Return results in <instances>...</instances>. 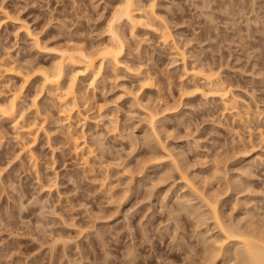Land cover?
Listing matches in <instances>:
<instances>
[{"label":"rangeland","instance_id":"rangeland-1","mask_svg":"<svg viewBox=\"0 0 264 264\" xmlns=\"http://www.w3.org/2000/svg\"><path fill=\"white\" fill-rule=\"evenodd\" d=\"M153 1L155 10L159 16L156 15L162 18H158V20L161 19L164 24L169 26L176 45L184 51L185 65L187 67H192L193 65L197 66V64H199L198 67H201V69H212V67L214 70L217 69L216 72L218 71V73L222 75H220V78H223L222 80H224L227 85L230 82L229 85L233 86L232 91L234 90L235 92H233V94L238 97V100L235 101H237V103L239 102L238 104H234L236 105L235 107L232 105V102L230 103L232 107L224 108V105H222L223 103H220L222 100L220 101L218 96H212L211 92L207 89V85L203 86L205 90H208L205 95L206 97L209 96L207 98H205V96L201 97L202 95L198 93V91H192V88H190V86H192V81L183 69V59H181L180 55H174L175 47L172 43L165 44L162 41L159 34L153 30L154 28L152 29L153 26L149 24L151 23L149 20V23H145L147 27L144 24V26L139 25V27L136 26L133 29L134 38L131 37L132 33H130V31L132 30L128 31L130 28L127 27V25L123 26L125 30L124 34H127V36L125 34V38H128V41L125 39L127 41L126 49L120 57L122 65L120 64L116 69L110 66V68H113H111L112 70H110L108 66H104L96 80H93L91 75H85L79 70L74 82L79 108L78 110L74 109L70 113V120L65 119L61 114L59 102L54 93L49 92L45 87L42 88V75L40 69L42 67L51 68L55 62L60 60L61 51L67 49L68 45L70 47V45L73 46L74 44H78L79 46L85 47L88 51H91L107 44L109 41L110 22L117 24V21H110L111 14L115 12V6H119L118 4H121L122 0H0V102H4L10 98L11 94L18 89L20 90L18 109L23 111L19 119L20 123L18 127H14L15 125L10 120L0 117V264H50L51 262V264H58L59 257H61V260L59 259V262L61 261L60 264H168L169 260L179 257L172 256L177 251L175 248L176 244L182 238H186L187 240H191L192 238V240H195L196 229L194 228L195 224H192L190 216L184 213L178 216L181 217L180 222H178V228L181 230H176V233L178 231L177 234L174 233L176 224L172 222L175 220L173 204L177 199L176 196H178L177 193L179 190L181 194H189H184L183 196L179 194L181 199L185 197H190L192 199L193 196L194 199H192V201L196 204V201L199 199H195L197 197L194 196L198 195L195 193V195H192V192L189 191L190 188L188 189L189 186L186 187L182 184L185 182L179 179L180 177H178V175L180 172L178 169L179 174H177L175 170H172L174 174L172 172H167V168L170 170L173 169V167H171L173 163L170 164V161H167L166 166L165 161L169 158L166 156L172 155L171 153L173 151L171 152L169 149L165 148L168 150L165 152V150L162 151L160 148L159 150L163 152L162 156L165 155L164 157L167 159L163 158L160 162L155 156L154 161H148L146 166V162H141L149 160L152 158L151 155L153 154H160L159 156H161V152L157 149V146L160 145L158 147H162V141L163 143L165 142L162 144L164 147L166 145V147L168 146V148L176 152V154L173 152V155L175 154V156L178 157V162L180 161L184 164L186 160L187 163L185 164H188L187 167L189 166V169L184 164L185 169L187 168L191 174L193 172L195 173V171L198 172V174L196 172L195 176L193 174V178L196 176V178H198L199 174H203L202 177L199 175V177H201L200 180L195 178L200 185L192 178L196 183V187H203L202 190L204 191L200 193L204 194L207 190H211L210 192L212 193L214 189L211 188L212 186L210 187V183H212L213 187L217 190L219 185L221 188L224 183L227 185H225L226 187L224 188H228V184L239 175L240 171H242L240 172L241 176H238L239 179H236H242L241 181L247 179L243 176L244 171L246 174L250 172L253 175L259 176L257 179L256 176L254 177L252 175L253 177H251V174L249 175L248 173V179H252H250L251 181H247L248 179L244 181L245 183H251H248V186H246L245 190L242 192L247 193V189L251 187H253V190L250 191V189H248L250 192L247 194L240 195V192L235 194L230 188V184V190L229 188L227 192L224 188L223 190L231 200H229L226 195L223 196L224 191H221L222 188L219 190L222 192H219L222 195L220 199L226 197L230 202L237 199L231 203L235 202L242 206V204L239 203L242 201V203L250 202L251 205V202L255 200H252L250 197L256 199L261 192L264 193V163L260 162H264V150H261L262 145H264V109H262L264 108V105H262L264 103V78L262 82V77H260H264V22H262V18L264 21V1L253 0L254 2H259H255L256 4L252 0ZM222 1H225V5ZM244 1L247 2L249 7ZM140 2L149 4L150 0H140ZM238 2L243 5H240ZM251 3L256 7L253 6V4L251 5ZM258 4L261 5V7ZM206 5L210 8L206 9ZM232 5L233 7H231ZM242 6L247 10L244 9L245 11H243ZM226 7L227 9H224L226 11H223V8ZM234 7L237 9H234L235 13L234 10L231 9ZM239 8H241V10H239ZM251 9H255L256 12H252ZM219 10L225 12V14L221 12L223 14L222 16ZM248 10L253 14L248 12ZM237 11L238 13L240 11L243 12L244 15L247 13L245 15V18L247 17L246 21L244 20V15L240 12L242 19L240 15L236 13ZM249 14H252V17ZM260 14L262 16H260ZM256 16L261 18V20L258 17L256 19ZM211 17L214 20H212ZM230 17L232 18L231 20H229ZM220 19H223L222 22H219ZM255 19L259 20L257 24ZM235 20H238V23L237 21L235 22ZM213 21L215 23H213ZM247 21L249 25H254L249 26ZM209 25L210 28L208 27ZM229 25H231V27ZM245 26H249V30ZM217 27H219V29H217ZM214 28L217 31H214ZM258 29L261 31L263 29V32H260V34V30ZM240 30L243 33L240 32ZM244 30L249 31V37ZM233 34H235L236 37H234ZM243 36L245 37L244 41H242ZM246 37H248V39H246ZM229 38L233 41L230 42L231 40ZM238 39H241L240 44L242 47ZM242 42L247 44H243ZM248 44L249 47L247 46ZM127 45H131L130 48ZM256 47H258V49ZM247 50H249L250 56L254 54L253 57H250L251 61L249 56H246V53H248ZM236 54L239 55V59ZM255 60L257 64L254 63ZM200 62L203 63L201 64ZM123 64L130 67L124 66ZM130 70L133 71L130 72ZM72 73L73 72H71V74ZM137 73H139L140 76L142 75V78H144V74L145 76L149 74L152 83H149L150 85L146 84V82H144L145 80H141ZM71 74L69 76H71ZM254 75L255 77H253ZM224 76L226 79H224ZM25 77L28 78L27 81L24 79ZM256 77L260 78L257 79ZM200 81L201 83L203 82V80ZM149 97L151 98L150 100ZM146 100L148 101L146 102ZM146 104L156 111H158L159 108L161 109H159L160 113H158L159 117H157V119L160 122L162 121L166 128V131L162 132L164 129H159V127L164 128L160 126L162 123L156 121L160 123V125H156V128L162 132L160 133L161 135H159L163 140L160 136V138L157 137L158 135L156 136V139L158 138V144H155L157 141L153 140L154 136L152 140L149 139L151 141H149V144L151 143L150 146L152 149L148 147L149 145L145 148L147 142L144 141V144L142 138V136L144 137V133L148 134L147 131H152L150 122L147 123L146 121L147 117L149 121V107L145 106ZM155 104L158 108H154L156 106ZM257 104L259 106H257ZM258 107L259 110H263V113L258 111ZM248 110L249 113L247 112ZM233 111L240 112L239 116ZM146 112L148 114H146ZM33 121H38L39 125L43 123L37 134V140L31 147V152L35 156L31 158L27 155L29 153L27 151V153H25L24 150L21 151L20 147L23 142L28 140L27 137L29 135L26 133V127L27 124ZM69 121L71 122L73 131L82 136L80 140H85V143L90 145V147L87 145L88 148L92 149L93 153L95 152L96 154V156H94L95 154L92 155L93 159L95 158L94 160H91L92 158L89 156L91 163L87 161V166L91 164L89 165V168H91V175L90 172L87 171H83L85 174L80 173L82 169H87V166H85V162H83L79 156L78 158L72 151L71 141L68 138ZM113 124H116L114 127L117 128H113ZM147 124H149V126ZM260 132L263 133H261L263 138L260 136ZM129 133H132V138L135 136L133 139V141L137 142H133L136 144L135 146L130 142L129 137L131 134L129 136ZM149 134L153 135V131ZM149 134L144 138L149 136ZM160 139L162 140L161 143L159 141ZM152 142L156 146H154ZM148 148L150 151L147 150ZM180 148H182V151H185H183V153L180 152ZM176 149H179V151L177 152ZM151 150L152 153H150ZM217 150L221 154L228 150L229 153L225 152L226 156H224L225 158L228 155L225 159V162L227 160L228 164H224V162L221 161L219 162L218 159L214 157L212 159V156L216 152L218 158L219 155L222 156ZM168 152L171 153L168 154ZM184 152H186V154ZM136 153L137 155H135ZM178 153H182L185 156ZM149 154L151 157L148 156ZM257 155L260 156V158L262 156V159H258ZM135 156L138 157V160H136L137 158ZM142 156L143 160L140 161ZM254 156H256V158ZM144 157H146V160H144ZM176 157L171 156V158ZM182 157H185L183 162ZM244 157L246 159L248 157V161L252 159V161H249V164H253L255 168L246 164L248 161L245 162L246 167H243ZM96 158L100 159V163L97 162ZM240 158L241 160L238 161ZM177 159H175L176 161L174 162H177ZM221 159L223 160V156ZM253 159H256V162ZM156 160L159 162L156 163ZM170 160L173 162V159ZM136 161L140 162V164H137L138 162L136 163ZM93 162L94 164H92ZM180 162L177 163V165L175 164L177 168L178 166H182ZM217 162L223 163L224 166L222 167V164L220 165L218 163L221 166L219 168ZM257 162L260 163L258 166H255L258 164ZM128 163L131 165L132 170L125 166ZM134 163H136L137 167H140V165L142 166V163H144L146 168L142 166V168L140 167L141 172L140 168L137 171V167L134 168ZM213 163H216L217 165L215 164V167L218 166L219 168V170L218 168L214 170L216 179L218 177L220 179L219 181L221 182L224 180L222 181L224 183L221 185L218 182L217 188L215 185L216 180H214V172L212 171V175L214 176L212 180L215 182L212 181L209 183L210 185L208 184L210 189L207 185L201 184L200 181L204 182L205 179L209 180L205 178V175H207V171L213 166ZM229 164L231 165L228 167L227 165ZM184 166L181 169L183 170V176L185 174L187 176L188 174V176L191 177L192 175L189 174L188 171V173H184L186 172L184 171ZM225 166L230 170L231 168L234 170L237 168L236 166H238V171H228L226 168L224 173L228 171L229 174L227 172L225 177L223 173L219 175L216 174V171L223 170ZM79 167L80 169L82 167V169L80 170ZM92 167L94 169H92ZM100 167H108L107 173L104 171L106 170L105 168L100 169ZM123 167L127 168L123 170ZM242 169H244V171ZM246 170L249 171L246 172ZM131 171L134 172L131 173ZM160 171H164V173L162 172L163 175H166L167 172V176L170 173L168 180H166L167 178H165V175L163 176ZM200 171H202V173ZM252 171H255V173ZM158 172H160V175L163 177H158ZM204 172L206 173L205 175ZM100 173L101 175H98ZM171 174L174 178H170ZM85 175H89V179H86ZM131 175L133 176L132 178ZM220 175L223 178L232 177L225 180L219 177ZM106 176L110 180H108ZM93 177H96V182L91 183L93 182ZM101 177H103L101 182L97 184ZM260 177L261 180L259 179ZM51 178L52 180H50ZM72 178H74V181ZM104 178L107 179L104 181L106 184L107 181L108 185L109 182L110 185L113 183L112 186L115 188L114 190L117 195L112 192L113 189L110 185L105 190H102V187L98 188L100 185H103L102 180ZM160 178L166 181H160L163 180ZM52 181L57 183H54L53 186L51 184L49 187L48 185ZM227 181L230 182L228 183ZM43 182L47 183L44 187L42 186L44 185ZM206 182L208 183V181ZM40 185L42 187H40ZM181 186H184L185 189L187 188L188 190L181 189ZM123 188H126L124 190H127V192L124 191ZM259 188H261V190H259ZM109 189L112 190L110 191ZM149 189L152 191V194L150 192L151 195L149 194ZM99 190L105 191V194H102V192L100 194ZM217 190L214 192L215 194L218 192ZM255 190L259 193L252 196L253 194L251 192L255 193ZM107 191L113 194H110L111 197L113 196L112 199L107 196L109 194V192L106 194ZM173 191H176V193ZM208 192L206 195H208ZM238 194L239 196H237ZM249 194L252 195L249 196ZM173 195L176 198L175 201ZM235 195L239 198V201ZM262 195L259 197L261 200L257 199L255 201L257 204L260 202L261 204L259 205H264V202H262L264 197L262 198ZM244 197L245 199L248 198L246 199L247 201H244ZM227 199L224 202L220 200V202H223L222 206H225L223 210L225 209L224 211L227 214L230 211L232 213V210H234L233 214L237 216L241 207L239 208V206H237L238 208L234 209L236 204L233 203L234 207H232V205H229L230 202H227ZM162 200H165V204H167H162L164 203ZM255 202L253 203L256 204ZM200 203L199 200L198 204ZM225 203L226 205H224ZM246 204L249 203H244L242 207L247 206ZM160 206L163 208L162 210L160 209L162 212L159 211ZM167 207L169 210L171 209L169 216L166 214V212H169ZM230 208L232 210H230ZM237 209L239 210L237 211ZM171 212L173 214L172 218L170 216ZM152 213L153 215H151ZM138 219L142 221V225L138 222ZM146 220H148V222ZM159 220L163 222L164 225L161 224ZM166 220H169L170 223ZM145 221L147 223H145ZM158 221L160 222V226L158 225ZM165 221L166 223H164ZM126 223H129L128 227ZM172 224H174L175 227H173ZM140 225L143 229L139 227ZM156 226L159 227L157 228ZM130 227H132L133 231H131L132 229ZM191 227L192 229L194 228V231ZM139 228H141L142 231L144 230V232L146 230L145 235L148 234L147 237L144 236L146 238L142 236V231H140L141 229ZM95 231L100 232V234ZM158 232L160 234H158ZM96 234L98 235L96 236ZM171 235H173V237ZM99 236L102 237L104 241L100 240L101 238H98ZM171 237L177 238L176 240L174 239V243ZM52 238L53 240L54 238L60 240L59 245L56 243L58 242L56 240H54L56 244L53 245V242L50 244L49 242ZM145 239L147 240L145 241ZM126 240L128 241L126 242ZM69 241L71 242L69 243ZM62 242L63 244L65 243L64 249L66 253L64 254H67V257L63 256ZM40 243H49L51 245H49L51 247L50 249H52L53 246L54 248L52 251L50 250V252H48V244H42V246H40ZM66 243H68V247ZM75 244L79 245L77 246L79 250L76 246L75 248L77 249L74 248ZM80 246H82V249H80ZM131 247L134 249L132 254L129 250H125V248L130 249ZM84 249L85 251H83ZM171 249L173 250L171 251ZM72 250L81 251V254L78 251H73V253ZM124 250L127 252L129 258L125 257L126 252ZM83 253H85V255H83ZM87 254L88 256L86 259L85 256ZM134 254L135 256H133ZM75 255H77V258ZM156 256H158L157 259L159 260L156 259ZM164 256H168L166 260ZM49 257L50 259H48ZM131 257L135 258L131 261ZM71 258H74V262ZM84 258L86 260L89 258L90 262L86 261V263ZM78 259L84 261L77 263L79 261ZM174 262L175 264H182L181 260Z\"/></svg>","mask_w":264,"mask_h":264},{"label":"bare ground","instance_id":"bare-ground-1","mask_svg":"<svg viewBox=\"0 0 264 264\" xmlns=\"http://www.w3.org/2000/svg\"><path fill=\"white\" fill-rule=\"evenodd\" d=\"M204 1V0H203ZM212 1V0H211ZM221 1V0H220ZM226 1V0H225ZM225 1H222V3L225 5ZM229 1V0H228ZM236 1H238V0H236ZM253 1V0H252ZM258 1V0H257ZM257 1H255V2H257ZM260 1V0H259ZM262 1H264V0H262ZM154 1L153 0H150V3L149 4H144L143 2H140V0H122V2H121V4H118L119 6H115V9H114V11L115 12H113L112 14H111V19H110V21L111 20H113V21H117V24H115V23H111L110 22V27H109V30H110V33H109V36H108V39H109V41H108V43L107 44H104V45H102L101 47H99V48H96L95 50L93 49V50H91V51H88L85 47H83V46H79L78 44L76 45V44H72L73 46H71L70 45V47H69V45H68V47H67V49H64V50H62L61 51V54H60V60H58L57 62H55V64H53V66L51 67V68H41L40 70H41V75H42V88H46V89H48V91L49 92H51V93H54V95L56 96V99H57V101L59 102V106H60V111H61V114L63 115V117L65 118V119H69L71 116H70V113L75 109V110H78V101H77V96H76V91H75V87H74V82H75V78H76V76L78 75L77 73H79V70H80V72L81 73H84L85 75L87 74V75H91L92 76V78H93V80H96V78L99 76V74H100V72H101V70H102V68L104 67V66H108L109 68H110V66H113V68L114 69H116L120 64H121V56L123 55V52L125 51V49H126V44H127V41H128V38L126 39L125 38V34H124V32H125V30L123 29V26L124 25H127V27H129L130 29H128V31L129 30H132V31H130V33H132V36L131 37H133L134 38V36H133V29L136 27V26H138L139 27V25L140 26H144V24L146 23H149V20L151 21V23H149V24H152V29L153 30H155L158 34H159V36L161 37V39H162V41L165 43V44H171L172 43V45L175 47V54L174 55H180L181 56V59H183V64H184V67H183V69L185 70V72L188 74V76L190 77V80L192 81V86H190V88H192V91L193 92H197L198 91V93H200L202 96L201 97H203V96H205L206 95V93H207V91L209 90V92H211V94H212V96H218L219 98H220V103H223L222 105H224V108H230V106H231V104L230 103H232V105H234V104H238L237 103V101H235V100H238L237 98V96H234V94H233V92H234V90L232 91V85H229L230 84V82H229V86L227 85V83L224 81V80H222L223 78H220V73H218V71L216 72V70H214L213 69V67H212V69L210 68V69H208V68H206V69H201V67L199 68L198 67V65L199 64H197V66H195V65H193L192 67H187L186 65H185V53H184V51L178 46V45H176V42H175V40H174V38H173V34H172V31L169 29V26L167 25V24H164V22L163 21H161V17H158L159 16V14H157V11L155 10V7H154V3H153ZM240 2V1H239ZM238 2V3H239ZM245 2V1H244ZM254 2V1H253ZM254 2V3H255ZM221 3V2H220ZM219 3V4H220ZM221 3V4H222ZM230 3V2H229ZM232 3V2H231ZM235 3V2H234ZM238 3H236V4H238ZM240 3H242V2H240ZM239 3V4H240ZM246 4H247V2H245ZM257 3H259V2H257ZM204 4V3H203ZM253 3H251V5H252ZM256 4V3H255ZM202 5V4H201ZM209 5V4H208ZM208 5H206L207 6V8L206 9H209L210 7L208 6ZM229 5V4H228ZM235 5V4H234ZM240 5H243V4H240ZM239 5V6H240ZM249 5H250V3H249ZM259 5V4H258ZM258 5H257V7H258ZM211 6V5H210ZM219 6V5H218ZM227 6V5H226ZM247 6H248V4H247ZM246 6V7H247ZM253 6H255L254 4H253ZM260 7H261V5H259ZM223 7H225V6H223ZM230 7V6H229ZM231 7H233V5L231 6ZM236 7H237V5H236ZM241 7V6H240ZM249 7V6H248ZM256 7V6H255ZM254 7V8H255ZM264 7V6H263ZM199 8V7H198ZM220 8V7H219ZM218 8V9H219ZM242 8H243V6H242ZM251 8V7H250ZM253 8V7H252ZM203 9H204V6H203ZM224 9H227V7L226 8H223V11H226V10H224ZM229 9V8H228ZM231 9H235V7L234 8H231ZM230 9V10H231ZM245 7L243 8V11H245V10H247V9H245ZM259 9V8H258ZM261 9V8H260ZM201 10H202V7H201ZM213 10V9H212ZM232 10V11H233ZM235 10H237V9H235ZM235 10H234V13H235ZM239 10H241V8H239ZM238 10V11H239ZM250 10V9H249ZM248 10V12H251V11H249ZM252 10V12H256L255 11V9H251ZM262 10V9H261ZM260 10V11H261ZM156 11V12H155ZM220 11V10H219ZM229 11V10H228ZM238 11L236 12V13H238ZM222 11H220V13H221ZM241 12V11H240ZM240 12L238 13V15H240ZM251 12V13H252ZM257 12H258V10H257ZM209 13V12H208ZM222 13H224L225 14V12H222ZM221 13V15L223 16V14ZM227 13V12H226ZM242 14H243V12H241ZM158 16H157V15ZM204 14V13H203ZM247 13H245V15H246ZM253 14V13H252ZM251 14V15H252ZM263 14V13H262ZM201 15H202V13H201ZM209 15H210V13H209ZM232 15V14H231ZM237 15V14H236ZM244 15V14H243ZM245 15H244V20L246 21V18H245ZM250 15V14H249ZM250 15V16H251ZM219 16V15H218ZM229 16H230V13H229ZM228 16V17H229ZM249 16V17H250ZM260 16H262L261 14H260ZM213 17V16H212ZM212 17H211V19H212ZM232 17V16H231ZM230 17V19L229 20H231L232 18ZM240 17L242 18V16L240 15ZM252 17V16H251ZM257 17L258 16H256L255 18L257 19ZM158 18H161L160 20H158ZM210 18V17H209ZM225 18H226V16H225ZM234 18V17H233ZM240 18V19H241ZM259 18V17H258ZM219 19V18H218ZM238 19H239V16H238ZM243 19V18H242ZM249 19V18H248ZM247 19V20H248ZM253 19V18H252ZM255 19V20H256ZM260 20H261V18H259ZM212 20H214V19H212ZM222 20L223 19H220L219 20V22L221 21L222 22ZM153 21V22H152ZM205 21V20H204ZM209 21V20H208ZM211 21V20H210ZM237 21V23H238V20H235V22ZM240 21V20H239ZM258 21L259 20H256V24L258 23ZM162 22V23H161ZM234 22V23H235ZM243 22V21H242ZM248 22V21H247ZM254 22V21H253ZM261 22V21H260ZM259 22V23H260ZM262 22H264L263 21V18H262ZM156 23V24H155ZM213 23H215L214 21H213ZM231 23V22H230ZM244 23V22H243ZM251 23V22H250ZM142 24V25H141ZM145 24V26L147 27V25ZM217 24H218V22H217ZM244 24H246V23H244ZM255 24V25H256ZM261 24V23H260ZM212 25V24H211ZM232 25V24H231ZM231 25H229L230 27H231ZM247 25V24H246ZM248 25H249V22H248ZM252 26L254 25V24H251ZM251 25H249V26H251ZM109 26V25H108ZM213 26V25H212ZM211 26V27H212ZM249 26L248 27H246L247 29L249 28ZM209 28H210V25L208 26ZM215 27H216V25H215ZM142 28V27H141ZM240 28V27H239ZM238 28V29H239ZM263 28V27H262ZM217 29H219V27H217ZM221 29V28H220ZM234 29V28H233ZM241 29V28H240ZM246 29V30H247ZM251 29V28H250ZM264 29V28H263ZM263 29H262V31L260 30V29H258V30H260L259 31V33L260 32H263ZM143 30V29H142ZM208 30V29H207ZM230 30H232V29H230ZM246 30H244V32L246 31ZM249 30V29H248ZM256 30V29H255ZM134 31H136V30H134ZM154 31V32H155ZM209 31V30H208ZM214 31H217V30H215V28H214ZM221 31H222V29H221ZM233 31V30H232ZM242 31H243V29H242ZM241 30H240V32H242ZM229 32V31H228ZM247 32V36L249 37V31H246ZM257 32V31H256ZM255 32V33H256ZM221 33V32H220ZM222 33H223V31H222ZM230 34H232L231 32H229ZM236 33V32H235ZM238 33H239V31H238ZM243 33V32H242ZM135 34V33H134ZM230 34H229V36H230ZM237 34V33H236ZM261 34V33H260ZM264 34V33H263ZM126 36H127V34H126ZM228 36V37H229ZM233 36L234 37H236L235 36V34H233ZM239 36H240V34H239ZM218 37V36H217ZM221 37V36H220ZM248 37H246V39H248ZM225 38V37H224ZM231 38H232V36H231ZM238 38H242V37H238ZM244 36H243V39H242V41H244ZM127 41H126V40ZM230 39V38H229ZM250 39H252V38H250ZM135 40V39H134ZM231 41L230 42H232L233 40L232 39H230ZM239 40V44H240V40L241 39H238ZM126 41V42H125ZM225 41H226V39H225ZM37 42V41H36ZM229 42V43H230ZM235 42H238V41H235ZM247 42V41H246ZM254 42H256V41H254ZM212 43V42H211ZM214 43V42H213ZM243 43V42H242ZM245 43V42H244ZM243 43V44H244ZM250 43V42H249ZM40 44V43H39ZM129 44V43H128ZM234 44V43H233ZM245 44H247V43H245ZM251 44V43H250ZM37 45H38V43H37ZM236 45H238V44H236ZM235 45V46H236ZM40 46V45H39ZM129 48H130V46L129 45H127ZM240 46H241V44H240ZM239 46V47H240ZM244 46V45H243ZM248 47H249V44L247 45ZM258 46V45H257ZM218 47H219V44H218ZM242 47V46H241ZM251 47V46H250ZM128 48V49H129ZM220 48V47H219ZM257 49H258V47H256ZM255 48V49H256ZM237 49V48H236ZM241 49V48H240ZM247 49V48H246ZM261 49V48H260ZM249 50H250V48H249ZM249 50H247V52L249 51ZM129 51H130V49H129ZM241 51H244V50H241ZM259 51V50H258ZM245 52V51H244ZM244 52H243V54H244ZM252 52V51H251ZM256 52V51H255ZM250 52H248V53H246V56H249V59H250V57H253L254 56V54L252 55V56H250L251 54H249ZM253 53H254V51H253ZM259 53V52H258ZM239 54V53H238ZM238 54H236L237 56H238V59H239V55ZM247 54H249V55H247ZM260 55V54H259ZM258 55V56H259ZM211 56H212V54H211ZM244 56V55H243ZM247 58V57H246ZM256 58V57H255ZM254 58V59H255ZM249 59H248V61H249ZM257 59V58H256ZM200 60H201V58H200ZM246 60V59H245ZM250 61H251V59H250ZM256 61V60H255ZM254 61V63H256L257 64V61L255 62ZM201 64L203 63V62H200ZM252 63V62H251ZM264 63V62H263ZM122 65V64H121ZM124 65V64H123ZM151 65V64H150ZM155 65V64H154ZM252 65V64H251ZM264 65V64H263ZM124 66H128V65H124ZM153 66V65H152ZM156 66V65H155ZM257 66V65H256ZM128 67H130V66H128ZM128 67H126V68H128ZM264 67V66H263ZM112 68V67H111ZM110 68V70H112ZM125 68V67H124ZM132 68H133V66H132ZM203 68V67H202ZM255 68V67H254ZM131 69V68H130ZM148 69V68H147ZM257 69L259 70V68L257 67ZM10 70H13V69H10ZM149 70V69H148ZM147 70V71H148ZM219 70V69H218ZM252 70V69H251ZM263 70V69H262ZM133 70H130V72H132ZM69 72H70V74H71V72H73L72 74H71V76H69L70 74H69ZM219 72H220V70H219ZM258 72V71H257ZM261 72V71H260ZM260 72H259V75H260ZM134 73V72H133ZM240 73V72H239ZM242 73V72H241ZM263 74V73H262ZM261 74V75H262ZM137 75L140 77V79L141 80H145L144 82H146V84H148V85H150L149 83H152V81H151V77H150V75L149 74H146V76H145V74L143 75L144 76V78H142L140 75H139V73H137ZM253 75V74H252ZM257 75H258V73H257ZM222 76V75H221ZM245 76V75H244ZM68 77V78H67ZM70 77V78H69ZM252 77V76H251ZM253 77H255V75L253 76ZM260 77H262V82H263V76H260ZM260 77H258V78H260ZM249 78V77H248ZM257 78V77H256ZM257 78V79H258ZM26 81L28 80V78L27 77H25L24 78ZM224 79H226L225 78V76H224ZM253 79V78H252ZM200 80H203V82L201 83V81ZM233 82V81H232ZM254 82V81H253ZM226 83V84H225ZM238 83V82H237ZM255 83V82H254ZM234 84V83H233ZM261 84H263V83H261ZM204 85H207L208 86V90H205L204 88H203V86ZM231 86V87H230ZM255 87V86H254ZM230 88H231V90H230ZM264 89V88H263ZM236 91V90H235ZM252 91V90H251ZM232 92V93H231ZM254 92V91H253ZM235 93V92H234ZM232 94V95H231ZM260 94V93H259ZM147 95V94H146ZM145 95V96H146ZM257 95V94H256ZM144 96V97H145ZM19 97H20V90H16V91H14L12 94H11V97L10 98H8L7 100H5L4 102H0V117L2 118L3 117V119H8V120H10L11 122H13V124L15 125L14 127H18L19 126V123H20V121H19V119H20V117L22 116V114H23V111H21L20 109H18L19 108V106H18V104H19ZM207 97H209V96H207ZM206 96H205V98H207ZM211 97V96H210ZM236 97V98H235ZM146 98H147V96H146ZM219 98H217V99H219ZM252 98H256V97H252ZM151 98L149 97V100H150ZM261 100V99H260ZM143 101V100H142ZM148 100H146V102H147ZM152 101V100H151ZM193 102V101H192ZM235 102V103H234ZM151 103V102H150ZM229 103V104H228ZM225 104H227V105H225ZM151 105H152V103H151ZM156 105V104H155ZM262 105H264V103L262 104ZM262 105H260V106H262ZM145 106H147V104L145 105ZM154 106V105H153ZM200 106V105H199ZM226 106H228V107H226ZM236 105H234V107H235ZM257 106H259L258 104H257ZM147 107H149V106H147ZM158 108V106L156 105L154 108ZM232 107V106H231ZM233 107V108H234ZM160 109V108H159ZM159 109H158V111H159ZM262 109H264V108H262ZM148 112H149V121L147 120L148 119V115L146 116L147 117V119H146V121H147V123L148 122H150V127H151V129H152V131H153V135H151V134H149L150 132H152L151 130H149V131H147L148 132V134H149V136H147L146 138H144L146 135H148V134H146V133H144V137L142 136L143 135V133H142V138H143V143H144V141L145 142H147L146 143V146H145V148L148 146V147H150L151 148V146H150V144H149V141L150 140H152V137L154 136V139L153 140H156L157 141V139H156V136L157 137H159L161 134L160 133H162V132H165L166 130V128L164 127V125H163V123H162V121L160 122L158 119H157V117H159V114L158 113H160V111L158 112V111H156V110H154V109H151V107H149L148 108ZM161 110V109H160ZM193 110V109H192ZM195 111V110H194ZM237 111V110H236ZM240 111V110H239ZM258 111H260V113H263V110H259V107H258ZM262 111V112H261ZM234 112V111H233ZM248 113H249V110L247 111ZM234 113H237V115L239 116V114H240V112H234ZM146 114H148L147 112H146ZM157 114H158V116H157ZM233 114V113H232ZM264 114V113H263ZM234 115V114H233ZM236 115V114H235ZM145 117V118H146ZM242 118V117H241ZM263 118H264V116H263ZM184 119H186V118H184ZM70 120V119H69ZM160 120H161V118H160ZM162 120H163V118H162ZM183 120V119H182ZM181 120V121H182ZM156 121H159L160 123H162L161 125H160V123H157ZM70 122V121H69ZM156 122V123H155ZM183 122V121H182ZM43 123V122H42ZM42 123L39 125L38 124V121H33V122H31V123H29V124H27V127H26V133L29 135L27 138H28V140H26V142H23V144L21 145V151H23L24 150V152L25 153H29V154H27V155H29L31 158H34L35 156H34V154L31 152V147H32V145H33V143L37 140V134H38V132H39V130H40V128H41V126H42ZM165 123V122H164ZM157 124H159L160 126H162V127H164V128H160L159 127V129L161 130H163L162 132L159 130V129H157L156 128V125ZM116 124H113L112 125V127L113 128H117V127H114ZM148 126H149V124H147ZM165 125H166V123H165ZM147 126V127H148ZM158 127V126H157ZM167 127V126H166ZM149 128V127H148ZM148 128H146V129H148ZM150 129V128H149ZM146 131V130H145ZM261 133L262 132H260V136L263 138V136H264V134H263V136L261 135ZM130 134H131V136H130ZM146 134V135H145ZM160 134V135H159ZM151 135V136H150ZM129 138H130V142H131V144L134 142V143H137V142H135V141H133V139L135 138V136H134V138H132V133H129ZM81 135L80 134H76L74 131H73V129L71 128V122L69 123V126H68V138L70 139V141H71V145H72V151L75 153V155L78 157H80V159L83 161V162H85L84 163V165L85 166H87V161H89L90 163H91V161L89 160V156H91V160H94L93 159V154H95V152L93 153V150L92 149H90V148H88V146L90 147V145H88L87 143H85V140H80L81 139ZM151 137V138H150ZM161 137V136H160ZM159 137V138H160ZM26 138V139H27ZM261 138V139H262ZM150 139V140H149ZM161 139H162V137H161ZM159 140L160 141V143H161V141L163 140ZM264 139V138H263ZM136 140V139H135ZM217 140V139H216ZM221 140V139H220ZM151 142V141H150ZM155 142V141H154ZM217 142H218V140H217ZM216 142V143H217ZM22 143V142H21ZM132 144V145H136V144ZM165 143V142H164ZM163 143V141H162V144H164ZM145 144V143H144ZM152 144H154L153 142H152ZM155 144H158V141H157V143H155ZM154 144V146H156ZM161 144V146L162 147H158V146H160V145H158L157 146V149L159 150L160 148H161V150L162 151H164L165 150V152H167L168 150L167 149H169L171 152L173 151V152H175L174 150H171V148H168V146L166 147V145H165V147L163 146ZM88 145V146H87ZM144 146V145H143ZM153 146V145H152ZM235 146V145H234ZM92 147V146H91ZM99 147V146H98ZM215 147V146H214ZM219 147V146H218ZM93 148V147H92ZM156 148V147H155ZM154 148V149H155ZM165 148H167V149H165ZM234 148V147H233ZM236 148V147H235ZM239 148H241V147H239ZM152 149V148H151ZM173 149H175V148H173ZM181 149V151L180 152H182L183 153V151H185V150H183L182 151V148H180ZM219 149H220V147H219ZM218 149V150H219ZM95 150V149H94ZM147 150H149L150 151V149L148 148ZM161 150H159L160 152H161ZM215 150V149H214ZM217 150V151H218ZM261 150H264V145H262V149ZM27 151V152H26ZM176 151L178 152L179 151V149L177 150L176 149ZM216 151V150H215ZM220 151V150H219ZM219 151H218V153H219ZM224 151V150H223ZM153 152H155V151H153ZM165 152H164V154H165ZM171 152H168V154L169 153H171ZM173 152L171 153L172 155H168V156H166V157H169L170 159H173L172 161L173 162H171V160L169 159H167V158H165L164 156L165 155H163L162 156V154H163V152H161V156H159V155H151L152 156V158H153V160H152V158H150L151 156H150V154L148 155V156H150L149 158V160H146L145 158L146 157H144V160H146V161H141V160H143V156L141 157L142 159H140V161L141 162H146L145 163V166L147 165V163H148V161H154V158H155V156H156V158H157V160H159L160 162L163 160V158H165V159H167L166 161H165V163L167 162V161H170V164H172V166L171 167H173V169H166L167 170V172H174V171H172V170H175V172H177V174H179V172H180V174L183 172V170H181L182 168H183V166H184V164L185 163H187L186 162V160H185V163L183 164V163H181L180 161V164L182 165V166H178V168H177V163H179L178 162V157H176L175 156V154H176V152H175V154L173 155ZM222 152V151H221ZM226 151H224V155L223 154H221V153H219V154H221L222 156H223V160L221 159L222 158V156H220L219 155V158H220V160H219V158H218V155H217V152L212 156V159H213V157L215 158V159H218V161L220 162H224V164H228L227 163V160H226V162H225V159L228 157V155H227V157H225L224 158V156H226V153L228 152V150H227V152L225 153ZM150 153H152V150H151V152ZM182 153H178V154H181L182 156L184 155V154H182ZM185 154H186V152H184ZM229 153V152H228ZM262 153V152H261ZM264 154V153H263ZM135 155H137V153L135 154ZM166 155H167V153H166ZM181 155H180V158H181ZM94 156H96V154L94 155ZM139 156V155H138ZM145 156H146V154H145ZM154 156V157H153ZM158 156H159V159H158ZM171 156H173V157H176V158H171ZM185 156V155H184ZM217 156V157H216ZM78 157V158H79ZM136 157V156H135ZM186 157H187V155H186ZM255 158H256V156H254ZM253 157V158H254ZM257 157H258V159L260 158V156H258L257 155ZM137 159L136 160H138V157H136ZM185 158V157H184ZM183 157H182V162H183V159H184ZM245 158V157H244ZM250 158V157H249ZM264 158V157H263ZM97 159V158H96ZM148 159V158H147ZM175 159H177V162H174V161H176ZM214 159V160H215ZM246 159V158H245ZM245 159H243L244 160V166L243 167H246V164H248L250 167L252 166L253 167V164L252 165H250L249 163V161H252V159L251 160H247L248 159V157H247V159L245 160ZM257 159V160H258ZM262 159V156H261V158H260V160ZM99 160V161H98ZM102 160V159H101ZM156 160V163L157 162H159V161H157ZM188 160V159H187ZM239 160H241V158L240 159H238V161ZM254 160V159H253ZM256 160V159H255ZM254 160V161H255ZM259 160V161H260ZM216 161V160H215ZM236 161V160H235ZM248 161V163H246L245 164V162H247ZM96 162V161H95ZM97 162H99L100 163V159H97ZM138 161H136V163H137ZM188 162H190V161H188ZM214 162V161H213ZM219 162H217V164L219 163ZM241 162V163H242ZM256 162V161H255ZM261 163H264V162H262V161H260ZM259 162V163H260ZM98 163V164H99ZM136 163H134L135 165H134V168H136L137 166H136ZM144 163H142L143 165L142 166H144ZM150 163V162H149ZM233 163H235V162H233ZM240 163V162H239ZM258 163V162H257ZM259 163L257 164V165H255V166H258L259 165ZM92 164H94V162L92 163ZM97 164V163H96ZM137 164H140V162H138ZM159 164V163H158ZM160 164H162V163H160ZM176 164V165H175ZM180 164H178V165H180ZM216 164V163H215ZM214 163H213V166L209 169V171H211V172H209V171H207V175H205L206 173L204 172V175L206 176L205 178H207V179H209V180H206L204 177V182L203 181H200L201 182V184L203 183V185H207L208 186V184L210 183V182H212L213 180H212V178H214V176H215V171L214 170H217V168H218V166H219V168L221 167L220 165L222 164V167L224 166L223 165V163H219L218 164V166L217 167H215L216 165H215ZM89 165H91V164H89ZM89 165L87 166V169H82V167H85V166H82L81 167V169H82V172H80V173H84L85 174V172H83V171H87V172H90L91 171V168H89ZM129 165V166H128ZM176 167H174V166ZM186 165V167H187V165L188 164H185ZM212 165V164H211ZM231 164H229V165H227L228 167L230 166ZM233 165V164H232ZM237 165H238V163H237ZM240 165V164H239ZM247 165V166H248ZM79 166V165H78ZM78 166H77V168H78ZM125 166H127L128 168H130V170H132L131 169V165L128 163V164H126ZM139 166V165H138ZM142 166L140 165V167L142 168ZM144 166V167H145ZM166 166H167V163H166ZM170 166H168V167H170ZM261 166V165H260ZM127 167H123L124 169L123 170H125V168H127ZM140 167H137V171L139 170V168ZM162 167V166H161ZM214 167H215V169H214ZM237 168H238V166H236ZM262 167H263V165H262ZM89 168V169H88ZM101 168H103V167H100V169ZM105 168V167H104ZM103 168V169H104ZM108 167H106L105 169L106 170H104L106 173H107V169ZM141 168H140V172H141ZM146 168V167H145ZM180 168V169H179ZM188 169H189V166L187 167ZM187 168L185 169V166H184V171H186V172H184V173H188L189 172V170H187ZM219 168H218V170H219ZM227 167L225 166V168H223V170H220V171H216V174H220V173H223V176L225 177V174L227 175V172L230 170V169H228V171L226 172V173H224V170L226 169ZM235 168V167H234ZM233 168V169H234ZM237 168H235L234 170H232V168H231V170L230 171H235V170H237ZM253 168H255V167H253ZM79 169H80V167H79ZM80 169V170H81ZM92 169H94L93 167H92ZM99 169V170H100ZM144 169V168H143ZM164 169V170H165ZM179 170V172H178V170ZM207 169V168H206ZM206 169H205V171H206ZM211 169H213V170H211ZM249 169V168H248ZM264 169V168H263ZM78 170V169H77ZM158 170V169H157ZM208 170V169H207ZM240 170V169H239ZM243 171H244V169H242ZM188 171V172H187ZM214 172V176L212 175L213 174V172ZM221 171H223V172H221ZM226 171V170H225ZM238 171V170H237ZM249 171V170H248ZM247 170H246V172H248ZM134 171H131V173H133ZM161 172V171H160ZM160 172H158V177L160 176H162L163 175V173H164V171H162L161 173H162V175H160L161 173ZM166 172V175H165V178H167L166 180H168V177H169V175H170V173H169V175L167 176V173ZM196 172L197 171H195V173L193 172L192 174L189 172V174H191L192 176L190 177V176H188V174H187V176L189 177V179H188V177L186 176V174L183 176V173L179 176L178 175V177H180L179 179L181 180V181H183L184 180V182L185 183H182V184H184V186H189L188 187V189H189V191H191L192 192V195L195 193L196 195H198V196H194V197H197V198H195V199H199L200 200V204H198V202H199V200H194V201H196L197 202V204L196 203H194L193 201H192V199H194L193 198V196H192V199L190 198V197H185V198H183V199H181V196H179V194H181L180 193V190L178 191V196H176L177 197V199L175 198V196L173 195V197H174V201H175V199H176V201L174 202V204H173V211H174V213H175V215H174V219L175 220H173L172 222H175V226H174V224H172L173 225V227H175V228H178V222H180V220H181V217H178V216H180L181 214H188V216H190V218H191V220H192V224H195L194 225V228L196 229V233H195V237L194 238H196L195 240H192V238H191V240L189 239V240H187L186 238L184 239V238H182L181 239V237H180V241H178V243L176 244V246H175V248L177 249V251L175 252V254L174 255H172V256H179V257H176V259H171V260H169L168 261V264H175V262L174 261H177V260H181L182 261V264H264V205H259V204H261L260 202H259V204H257L255 201L257 200V199H260L259 197L262 195V194H264L263 192H261V194L259 195V197H257L256 199H253L254 197H250L252 200H255V201H253V202H255L256 204H254L253 202H251L252 204L250 205V202H244V203H249V204H246L247 206H245V207H242V206H244L243 204L244 203H242V201L241 202H239L240 204H242V206H240L239 204H236L235 202H233L234 204H236L235 206L236 207H234V204L233 203H231L232 201H236L237 199H235V200H232L231 202L229 201V200H231L230 199V197H227V195L225 194V191L224 190H226V192H227V189L230 187V184H231V189L234 191V193L235 194H237V193H239L240 192V195H242V194H247V193H249L250 191H252L253 189V187H251V188H248V189H250V191H248V189H247V193H244V192H242L243 190H245V188H246V186H248L247 184L248 183H251V182H248V183H245L244 181L245 180H247L248 178H249V175L251 174L250 172H248L249 173V175H248V173L246 174L245 173V171H244V178H247V179H245L244 181H241V180H238L239 178H238V176H241L240 175V172H242V171H240L239 172V175L236 177V175H235V177L236 178H238V179H234V177H233V181L231 182V183H229L230 181H227L229 184H228V188H224V187H226L227 185L224 183V182H222V181H224V180H222L221 182L219 181L220 179L217 177V179H218V181H217V179H216V176H215V178H214V180H216V186H217V188H218V184L220 183L221 185L224 183V185H223V187H221L222 188V190H221V188H220V185H219V188H218V190L217 189H215L214 187H213V185H212V183H210L209 185H210V187L212 188V189H214L213 191H212V193L209 191V190H205L206 191V193L208 192V195H206V193H204V194H202V193H200V192H202V191H204V190H202L203 189V187H196V183H197V180L199 179L200 180V178L202 177V175L201 174H199L201 177H199V175H198V178H193L194 176H195V174H196ZM201 173H202V171H200ZM210 174H209V173ZM217 172H219V173H217ZM253 172V171H252ZM263 172V171H262ZM261 172V173H262ZM105 173V174H106ZM233 173V172H232ZM231 173V174H232ZM253 173H255V171L253 172ZM92 173L90 172V175H91ZM95 174V173H94ZM102 174H103V172H102ZM174 174V173H173ZM193 174H194V176H193ZM197 174H198V172H197ZM228 174H229V172H228ZM230 174V175H231ZM238 174V173H237ZM242 174V173H241ZM82 175V174H81ZM98 175H101V173L100 174H98ZM108 175V174H107ZM149 175V174H148ZM163 175V176H164ZM208 175H210V176H208ZM222 175V174H221ZM219 176V177H221L222 179H225V180H227V179H229L230 177H232V176H229V178H223L222 176ZM253 174H251V177H255L256 176V178L258 179V175H253ZM86 176V179L88 178V176L89 175H85ZM103 176V175H102ZM105 176V175H104ZM162 176V177H163ZM173 175L171 174V176H170V178H174V177H172ZM213 176V177H212ZM234 176V175H233ZM248 176V177H247ZM71 177V176H70ZM79 177V176H78ZM96 177H97V175H96ZM96 177H93L92 178V181L93 182H91V183H94V182H96ZM133 176L131 175V178H132ZM148 177V176H147ZM211 179H210V178ZM85 178V177H84ZM95 178V179H94ZM103 177H101L100 179H99V182H97V184L98 183H100L101 182V179H102ZM106 178H107V176H106ZM106 178H104L103 180H102V183H103V185L101 186L100 185V187H98V188H101L102 190H105V189H107L108 187H109V185H110V182H109V185H108V181H107V184L104 182V181H106L107 179ZM169 178V179H170ZM196 181V183H195V181H193V179ZM256 178H255V181H256ZM73 179V181H74V178H72ZM89 179V178H88ZM106 179V180H105ZM158 179V178H157ZM160 179H163V178H160ZM159 179V180H160ZM190 179H191V181H193V182H191L190 181ZM250 179H252V178H250ZM250 179H248L247 181H249ZM260 180H261V177L259 178ZM48 180V179H47ZM46 180V181H47ZM50 180H52V178L50 179ZM85 180V179H84ZM95 180V181H94ZM108 180H110V179H108ZM149 180H152V179H149ZM165 179H163V180H160V181H164ZM165 180V181H166ZM202 180V179H201ZM211 180V181H210ZM253 180H254V178H253ZM252 180V181H253ZM264 180V179H263ZM80 181V180H79ZM88 181H91V180H88ZM206 181H208V183L206 182ZM251 181V180H250ZM49 182V181H48ZM53 182V183H52ZM52 182H50L49 183V187H50V185L52 184V186H53V184L55 183H57V182H55V181H52ZM81 182V181H80ZM87 182V181H86ZM146 182V181H145ZM151 182H153V181H151ZM199 182V181H198ZM213 182H215V181H213ZM219 182V183H218ZM254 182V181H253ZM46 182H43V184L44 185H42L43 187L44 186H46L47 185V183L45 184ZM90 183V182H89ZM90 183V184H91ZM101 183V184H102ZM142 183V182H141ZM205 183V184H204ZM207 183V184H206ZM90 184H88V185H90ZM142 184H144V183H142ZM197 184H199L200 185V183H197ZM264 184V183H263ZM263 184H261V185H263ZM93 185V184H92ZM113 185V183L110 185V187ZM145 185V184H144ZM143 185V186H144ZM180 185V184H179ZM179 185H177V186H179ZM226 185V186H225ZM251 185V184H250ZM41 185H40V187H42ZM47 186V187H48ZM80 186V185H79ZM95 186V185H94ZM140 186H142V185H140ZM182 187L181 189H184V190H186L185 189V187ZM206 186V187H207ZM180 187V186H179ZM178 187V188H179ZM209 187V186H208ZM209 187V188H210ZM86 188V187H85ZM132 188V187H131ZM199 190H198V189ZM204 188H205V186H204ZM208 188V189H209ZM210 188V189H211ZM223 188H224V190H223ZM230 188H229V190H230ZM112 189L114 190L115 188L112 186ZM111 189V190H112ZM124 189H126V188H123V190ZM148 189V188H147ZM175 189H176V187H175ZM187 189V190H188ZM200 189H201V191H200ZM207 189V188H206ZM110 190V189H109ZM110 190V191H111ZM112 190V192H114V194H116L115 193V190L113 191ZM131 190V189H130ZM150 190V191H149ZM149 190H147V191H149V194H150V192H151V194H152V191H151V189H149ZM178 190V189H177ZM218 191V192H216V194L214 193L215 191ZM219 190H221V191H224V195L223 196H225L226 195V197L229 199H227L226 197V199H227V202L229 203V205H232V207H234V209H236V208H238L237 206H239V208H240V212H239V214H238V210L239 209H237V216H235L234 214H233V211L234 210H232L231 208H230V210H232V213H231V211L227 214V213H225V209L223 210V208H225V206L223 207L222 205H223V202L224 201H226V199L224 198L223 199V197H222V199H220L221 198V194L219 193V192H221V191H219ZM228 190V191H229ZM258 190V189H257ZM259 190H261V188H259ZM258 190V191H259ZM124 191H126L127 192V190H124ZM137 191V190H136ZM232 191V192H233ZM258 191H256L255 190V193H253V192H251L252 194H249V196H254V194H258L259 192ZM101 192H102V194L105 192H103V191H100L99 190V193L101 194ZM108 192L109 191H107L106 192V194H108ZM173 192H175L176 193V191H173ZM187 192V191H186ZM232 192H231V194H232ZM242 192V193H241ZM145 193V192H144ZM174 193V194H175ZM183 193V192H182ZM189 193V192H188ZM222 193V192H221ZM105 194V193H104ZM110 194H112V193H110L109 192V194L107 195V196H109V198H113V196L111 197L110 196ZM150 194V195H151ZM184 194H186V195H189V194H187V193H184ZM184 194H181L182 196L184 195ZM194 194V195H195ZM218 194H220V195H218ZM227 194H229V193H227ZM230 194V195H231ZM113 195V194H112ZM117 195V194H116ZM148 195V194H147ZM190 195H191V193H190ZM105 196V195H104ZM218 196H220V197H218ZM232 196H234V195H232ZM236 196V195H235ZM237 196H239V194L237 195ZM236 196V197H237ZM243 196H245V195H243ZM248 196V195H247ZM248 196V197H249ZM257 196V195H256ZM198 197H200V198H198ZM241 197V196H240ZM264 197V195H262V198ZM233 198V197H232ZM238 198V197H237ZM242 198V197H241ZM249 198V199H250ZM181 199V200H180ZM234 199V198H233ZM244 199H245V197H244ZM246 199H248V198H246ZM244 200V201H247V200ZM220 200H222L221 202H222V204H221V202H220ZM251 200V201H252ZM261 200V199H260ZM264 200V199H263ZM262 200V202H264ZM159 201V200H158ZM164 201V203H162ZM168 201V200H167ZM238 201H239V198H238ZM248 201H250V200H248ZM162 202H160V203H162V204H165V200H162ZM171 202V201H170ZM172 202H173V199H172ZM167 204V203H166ZM165 204V205H166ZM169 204V203H168ZM169 205H172V204H169ZM224 205H226V203L224 204ZM228 205V206H229ZM164 207V206H163ZM166 207V206H165ZM230 207V206H229ZM163 209V208H161V206H160V208H159V211L160 212H162L161 210ZM167 209H168V211L169 212H166V214H168V216H169V213H170V210H169V208L167 207ZM166 209V210H167ZM229 211V210H228ZM152 212H154V211H152ZM235 212V213H236ZM126 214H127V212H126ZM128 214H129V212H128ZM163 214V213H162ZM165 214V213H164ZM171 214H172V212H171ZM170 214V216H171V218H172V216H173V214L171 215ZM227 214V215H226ZM143 215H145V214H143ZM143 215H142V217H143ZM151 215H153V213L151 214ZM149 216V215H148ZM124 217H125V215H124ZM141 217V218H142ZM126 219V218H125ZM127 220V219H126ZM141 220V219H140ZM143 220V219H142ZM147 222H148V220H146ZM145 221V223H147ZM160 221V220H159ZM158 221V225L160 226V222ZM166 221H168L169 222V220H166ZM166 221L164 222V223H166ZM138 222H142V221H139V219H138ZM144 222V221H143ZM177 222V223H176ZM137 223V222H136ZM139 223V224H140ZM170 223V222H169ZM127 225V227H128V224L129 223H126ZM144 224V223H143ZM161 224H163V222H161ZM141 225H142V223H141ZM141 225L139 226V227H141ZM145 225V224H144ZM164 225V224H163ZM158 226V227H159ZM126 227V228H127ZM145 227V226H144ZM157 227V226H156ZM157 227V228H158ZM165 227H166V225H165ZM170 227V226H169ZM131 229H132V227H130ZM129 228V229H130ZM142 229H143V227H141ZM141 228H139V229H141ZM168 228V227H167ZM171 228V227H170ZM174 228V233H176V230H181L180 228H178V229H175ZM194 228L192 229V227H191V229L194 231ZM109 229V228H108ZM107 229V230H108ZM128 229V230H129ZM142 229L140 230V231H142ZM146 229V228H145ZM162 229V228H161ZM160 229V230H161ZM190 229V228H189ZM190 229V230H191ZM100 230V229H99ZM106 230V229H105ZM127 230V229H126ZM168 230H169V228H168ZM111 231V230H110ZM109 231V232H110ZM131 231H133V229L131 230ZM159 231V230H158ZM165 231H166V229H165ZM178 231H177V233H178ZM95 232H97V231H95ZM104 232V231H103ZM108 232V231H107ZM129 232V231H128ZM143 232V233H142ZM141 232V234H143L142 236L144 237V236H146L147 237V235H145L146 233V230H145V232H144V230ZM156 232H157V229H156ZM97 233H99L100 234V232H97ZM105 233V232H104ZM112 233V232H111ZM130 233V232H129ZM173 233V234H174ZM176 233V234H177ZM183 233V232H182ZM194 233V232H193ZM193 233H192V235H193ZM158 234H160L159 232H158ZM180 234V233H179ZM179 234H178V236H179ZM98 234H96V236H97ZM181 235V234H180ZM62 236V235H61ZM131 236V235H130ZM172 237H173V235H171ZM174 236H175V234H174ZM146 237H144V238H146ZM171 237V238H172ZM182 237H185V236H182ZM62 238V237H61ZM98 238H101L100 240H102V241H104L103 239H102V237H98ZM131 239V238H130ZM148 239V238H147ZM147 239H145V241L147 240ZM173 239V243H174V239L176 240L177 238L175 237V238H172ZM171 239V240H172ZM52 240H53V238H52ZM52 240H50V244H52V242H53V245L54 244H58L59 245V241L60 240H57V239H55L54 238V240H56V241H58V242H56V241H52ZM129 240V239H128ZM128 240H126V242L128 241ZM149 240V239H148ZM170 240V239H169ZM168 240V241H169ZM131 241H132V239H131ZM56 242V243H55ZM71 241H69V243H70ZM171 242V243H172ZM195 242V243H194ZM49 243H42V244H45V245H47V246H49L50 244ZM73 243V242H72ZM125 243V242H124ZM131 243V242H130ZM41 244V243H40ZM42 244L40 245V246H42ZM61 244H63V242L61 243ZM67 244L68 243H66V246H67ZM76 244H77V242H76ZM74 245V248H75V246L77 247V246H79V245ZM89 244V243H88ZM101 244H103V243H101ZM105 244V243H104ZM160 244H162V243H160ZM65 243L62 245L63 246V250H62V252H63V256H65V257H67L66 255L67 254H64V253H66L65 252ZM135 245V244H134ZM51 246V245H50ZM49 246V249H48V252H50V250L52 251V249L54 248V246H53V248L52 249H50L51 247ZM72 246V245H71ZM103 247H105L104 245H102ZM107 246V245H106ZM126 246V245H125ZM132 246V245H131ZM57 247V246H56ZM68 247V246H67ZM66 247V248H67ZM82 246H80V249H82L81 248ZM90 247V246H89ZM142 247V246H141ZM171 247H172V245H171ZM69 248H70V246H69ZM78 248V247H77ZM77 248H75V249H77ZM83 248H85V247H83ZM129 248V247H128ZM47 249V248H46ZM93 249V248H92ZM104 249V248H103ZM135 249H136V247H135ZM146 249V248H145ZM78 250H79V248H78ZM78 250H75V251H78ZM87 250V249H86ZM104 250H106V249H104ZM125 250H129V252L132 254L133 252H134V249L131 247L130 249H126L125 248ZM124 250V251H125ZM173 249H171V251H172ZM59 251V250H58ZM74 250H72V252H73ZM74 251V252H75ZM83 251H85V249L83 250ZM82 251V252H83ZM90 251V250H89ZM73 252V253H74ZM78 252H80V254H81V251H78ZM88 252V251H87ZM104 252H106V251H104ZM126 252V251H125ZM128 252V253H129ZM57 253H59V252H57ZM69 253V252H68ZM77 253V252H76ZM75 253V254H76ZM107 253V252H106ZM51 254V253H50ZM60 254V253H59ZM89 254V253H88ZM88 254L85 256V258L87 259V256H88ZM105 254V253H104ZM139 254V253H138ZM141 254V253H140ZM61 255H62V253H61ZM83 255H85V253H83ZM83 255H81V256H83ZM108 255H109V253H108ZM130 255V254H129ZM158 255H160V254H158ZM51 256V255H50ZM52 256H53V253H52ZM62 256V257H63ZM77 255H75V257H76ZM131 256V255H130ZM133 256H135V254L133 255ZM161 256V255H160ZM47 257V256H46ZM54 257V256H53ZM64 257V258H65ZM74 257V258H75ZM84 257V256H83ZM106 257H107V254H106ZM126 258L128 257L129 258V256H128V254H127V252H126V256H125ZM124 257V258H125ZM148 257V256H147ZM168 257V256H167ZM167 257H165L164 256V258H165V260H166V258ZM61 257H59V259H60ZM69 258H70V256H69ZM73 258V259H74ZM77 258V257H76ZM75 258V260L77 261V259ZM80 258V257H79ZM82 258V257H81ZM84 258V260H85V262L87 261H89V258H88V260H86ZM104 258V257H103ZM133 258H135V257H131L130 258V260L132 261L133 260ZM145 258V257H144ZM158 258V256H156V259ZM48 259H50V257L48 258ZM53 259V258H52ZM56 259V258H55ZM54 259V260H55ZM59 259H58V264H60V262H59ZM72 259V258H71ZM72 259V260H73ZM170 259V258H169ZM61 260V259H60ZM67 260H68V258H67ZM79 260V259H78ZM81 260V261H80ZM77 263H81V262H83L82 261V259H80ZM99 260V259H98ZM126 260V259H125ZM124 260V261H125ZM157 260H159V259H157ZM51 261V260H50ZM75 261V262H76ZM95 261V260H94ZM129 261V260H128ZM135 261V260H134ZM69 262V261H68ZM67 262V263H68ZM71 262V261H70ZM73 262H74V260H73ZM86 262V263H87ZM90 262V261H89ZM97 262V261H96ZM52 263V262H51ZM50 263V264H51ZM107 263V262H106ZM160 263V262H159ZM181 263V262H180ZM47 264H49V263H47ZM54 264V263H53ZM64 264V263H63ZM69 264H71V263H69ZM74 264V263H73ZM83 264H85V263H83ZM91 264V263H90ZM108 264V263H107ZM146 264V263H145ZM157 264V263H156ZM176 264H178V263H176Z\"/></svg>","mask_w":264,"mask_h":264}]
</instances>
